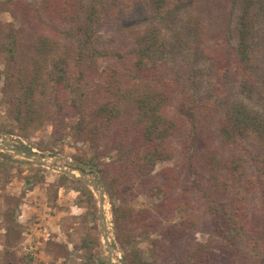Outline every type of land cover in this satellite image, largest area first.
<instances>
[{"label": "trees", "instance_id": "16d2710c", "mask_svg": "<svg viewBox=\"0 0 264 264\" xmlns=\"http://www.w3.org/2000/svg\"><path fill=\"white\" fill-rule=\"evenodd\" d=\"M171 2L0 0V9L8 6L20 22L16 27L0 21V61L5 63L0 78L5 80L8 116L22 134L51 123L57 141L63 138L67 120L76 119L74 128L80 139L107 145L119 154L111 163H102L98 156L92 172L99 167L97 172L108 184L116 240L129 252L130 264H264V169L259 165L264 161V111L234 104L222 131L226 153L209 145L210 177L196 184L202 200L196 209L209 220L207 242L193 235L198 222L190 214L191 202L176 197L178 172L166 168L154 175L159 163L172 160V141L185 129L183 122L168 112L176 95V80L168 79V68L156 58L157 53L170 50L162 25L169 24L166 19L183 7H170ZM148 13L154 19L141 24ZM132 14L144 20L130 22L127 19ZM112 21L121 28V36L125 30L129 32L126 48L110 52L98 35L102 26ZM191 21L193 27L204 31L203 18ZM259 24L264 45V0H244L238 18V48L228 57L223 58L224 50L220 54L222 78L233 77L254 87L259 60L254 34ZM224 39L219 44L230 47L228 32ZM105 58H113L115 64L100 70L99 62ZM262 82L259 88L264 96V79ZM197 107L189 108L194 138L199 134L198 114L213 125L220 111L212 104L207 109ZM191 147L187 157L195 172L196 156ZM5 165L0 162V183L8 184L11 178ZM69 181L81 184L62 175L61 182L52 187L60 189ZM128 189L161 197L162 202L152 211L136 212L126 199ZM81 191L94 203L88 187ZM253 196L261 198V207L253 208ZM177 211L184 212L183 220L167 224ZM7 216L16 224L14 207ZM16 226L8 228L10 243L16 240ZM153 234L158 238L151 242V260L144 261L137 240ZM94 244L99 245L98 241ZM88 247L85 241L84 248ZM8 264L12 263L8 260Z\"/></svg>", "mask_w": 264, "mask_h": 264}, {"label": "rangeland", "instance_id": "374dc122", "mask_svg": "<svg viewBox=\"0 0 264 264\" xmlns=\"http://www.w3.org/2000/svg\"><path fill=\"white\" fill-rule=\"evenodd\" d=\"M243 2L244 0H172L170 7L173 4H181L183 7L174 12L170 19H166L169 24L165 25L166 21L164 25L161 24L165 26L164 34L170 43V50L166 53H157L156 58L168 68V79H174L177 83L176 95L168 112L175 119L182 121L185 129L176 140L172 141V160L159 163L154 170V175H159L166 168L178 172L180 181L176 197L191 202L190 214H193L198 222L193 235L200 242H207L211 236L209 231L205 232L209 220L201 216V211L196 209L202 204L196 184L210 177L206 160L209 145L219 149L222 154L226 153L227 145L222 131L234 104L242 103L245 107L259 113L264 111L263 91L259 88L264 79V45L260 43L259 38L260 24L254 34L256 53L259 57L254 69V87L233 77L223 76L222 78L218 71V63L222 60L220 55L222 50H224L223 58H225L232 55V50L238 48L237 26ZM3 8L6 11L0 9V21L19 27V20L15 19L9 11L11 8L8 6ZM196 17L203 18L204 31L193 27L191 20ZM144 18L138 14L137 16L132 14L126 19L130 22L144 20L141 24L154 19L149 13L145 14ZM141 24H139L140 28H143ZM128 32L125 30L124 35L121 36L123 33L121 28L112 21L102 26L98 36L101 38V43L108 47L107 51L113 52L119 48H126L125 40ZM226 32L230 34L228 41L230 47H225L223 43L219 44L220 41L226 40L224 39ZM113 61V58L100 60V70L115 64ZM4 64V60H1V71L5 69ZM217 85L222 89H216ZM4 89L5 80L1 77L0 162L6 164L11 181L8 184L0 183V264H8V260L12 264H112L107 252L105 227L115 263L130 264L129 252H125L116 240L112 203L106 192L108 184L97 172L99 167L92 172L93 164L99 163L98 156L102 157V163H111L119 159V154L111 151L107 145L80 139L74 128L76 119L67 120V128L61 141L54 139L51 123L29 129L26 134H22L16 122L8 116L10 106L5 100ZM210 104L219 108V114L212 125L199 113V121L197 120L199 134L198 138H194L195 133L194 137L190 134L193 121L189 120L192 118L189 108L198 106L199 109L202 107L207 109ZM7 144L41 156L53 168L2 150L1 147ZM189 146L195 147H191V152L196 156L195 172L189 168L187 157ZM92 159L96 161L91 162ZM259 165L264 169V161ZM79 168H83L89 177L98 180L103 186L105 226L99 219V196L91 188L81 181V184L69 181L60 189L52 187L60 183L61 176L64 175L59 170ZM84 187H88L93 192L94 203L91 204L88 197L81 191ZM253 197L251 202L253 208L261 207L263 205L261 198ZM126 199L136 212L152 211L162 202L161 197H151L141 191L129 189ZM117 205L120 204L117 203ZM12 207L16 210L17 226L16 240L10 243L8 228L16 225L12 224L7 216ZM94 214L97 216L96 219ZM184 217V212L177 211L167 224H179ZM157 238L158 235L153 234L149 239L141 237L137 240V246L143 252L144 261L151 260V242ZM85 241L89 243L88 249L84 248ZM96 241L99 243L98 247L94 246ZM8 253H10L9 257Z\"/></svg>", "mask_w": 264, "mask_h": 264}, {"label": "water", "instance_id": "95a60500", "mask_svg": "<svg viewBox=\"0 0 264 264\" xmlns=\"http://www.w3.org/2000/svg\"><path fill=\"white\" fill-rule=\"evenodd\" d=\"M1 148H2V150L13 153L17 157L32 160V161H35L39 164H42L48 168H53L52 165L47 164L45 162L44 158H42L41 156H39L33 152H27L24 150H19V149H16V148L8 145V144L5 145L4 147L2 146ZM59 171L66 176H69V177H72L74 179L81 181L83 184H85L86 186L91 188L93 190V192L97 195H98V189L99 188L101 189V192L98 195L99 196V206H100L99 219H100L101 224L103 226H105L106 225V223H105V192H104L102 184L98 180H95V179L89 177V175H87L85 172H83L79 169H68V170H59ZM74 172H78L79 176H76L74 174ZM105 241H106V246H107V252H108L109 256L112 258L113 253L111 250V245H110L109 238L107 235V228L106 227H105ZM111 263L114 264L112 262V259H111Z\"/></svg>", "mask_w": 264, "mask_h": 264}, {"label": "bare ground", "instance_id": "6f19581e", "mask_svg": "<svg viewBox=\"0 0 264 264\" xmlns=\"http://www.w3.org/2000/svg\"><path fill=\"white\" fill-rule=\"evenodd\" d=\"M74 173H76V172H74ZM76 175H79V174L77 173ZM100 192H101V189L99 188V189H98V195L100 194ZM111 259H112V262H113L114 264H116V263H115V260L113 259V257H112Z\"/></svg>", "mask_w": 264, "mask_h": 264}]
</instances>
